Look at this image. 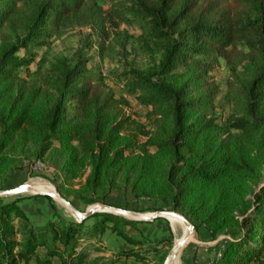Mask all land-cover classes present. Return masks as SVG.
Returning <instances> with one entry per match:
<instances>
[{
  "label": "trees",
  "instance_id": "1",
  "mask_svg": "<svg viewBox=\"0 0 264 264\" xmlns=\"http://www.w3.org/2000/svg\"><path fill=\"white\" fill-rule=\"evenodd\" d=\"M111 2V11L98 19L91 0H0V25L15 35L18 31L27 35L11 48L5 42L0 46L2 189L20 170L21 158L40 161L51 154L63 182L74 189L73 195L86 199L87 205L101 202L112 206L106 200L120 186L135 198L154 200L162 208L182 213L193 224L196 221L209 227L213 239L227 229H237L215 264H262L264 0ZM105 23L114 28L137 23L143 31L139 38L142 49L161 57L151 70L130 69L123 80L128 92L152 109L149 130L135 125L112 98L92 87L95 77L86 70L88 59L79 60L72 69L57 71L59 97L52 107L22 101L21 97L13 100L12 74L24 63L16 55L41 38L49 24L62 31L92 26L97 29L101 42L96 44L102 50V39L108 36ZM240 46L246 53L234 65L231 57ZM215 58L231 63L235 78L239 77V66L248 76L239 84L230 82L228 87V97L237 108L228 127L237 133L232 142H217L211 136L219 125L203 111L216 89L209 83L196 84L198 91L202 87L210 91H204L202 97L191 96L192 81L208 75L210 60ZM179 66L192 74L182 84L173 80ZM141 137L146 141L141 142ZM71 193L60 192L79 209L69 198ZM39 199L51 204L47 216L29 207L30 200ZM93 219L101 221L88 227ZM109 222L114 225L108 227ZM136 224L101 213L82 223L68 221L50 197L2 201L0 264H54L53 258L60 264H86V254L78 251L80 242L106 230L132 246L130 253L120 251L118 259L143 262L145 257L134 247H141L144 241L122 230ZM38 248L44 249V255Z\"/></svg>",
  "mask_w": 264,
  "mask_h": 264
},
{
  "label": "rangeland",
  "instance_id": "2",
  "mask_svg": "<svg viewBox=\"0 0 264 264\" xmlns=\"http://www.w3.org/2000/svg\"><path fill=\"white\" fill-rule=\"evenodd\" d=\"M91 1L98 11V19L106 16L114 5L111 0ZM105 30L108 36L106 39H102L104 46L101 50L100 46L96 44L101 42L96 34L97 29L95 30L92 26L75 27L62 31L58 30L53 24H49L41 38L35 39L30 48H21L16 55L24 63L17 67L12 74L13 100L21 97L22 101L28 100L33 101L37 105L52 107L59 97L56 80L57 71L65 67L72 69L78 64L79 60L88 59L86 70L95 77L91 81L92 87H96L104 97L112 98L117 103L121 113L129 117L135 125L143 126L145 131L149 130L153 122L152 109L143 106L138 99L134 98L128 92L123 80L125 72L130 69L143 72L151 70L155 65L159 64L161 57L147 53L142 49L139 38L143 31L137 23H121L118 28L112 27L110 23H105ZM26 37L27 35L23 31H18L15 35L6 28V25H0V46L2 42H5L6 46L11 48L14 45H18V40H25ZM91 43H94V45H91ZM244 53L246 51L240 46L238 51L232 55L231 62L235 65ZM26 61L31 62L27 64ZM210 61L212 65L208 75L203 77L201 81H192L191 96L202 97L204 91H210L209 88L204 90L203 87L198 91L197 85L209 83L210 86L212 85L216 89L215 96L210 99L208 106L203 111L206 113L207 119L213 118L219 125V128L213 131L211 136L217 142L223 140L232 142L237 133L228 129V127L237 108L231 102L232 98L229 99L228 97V87L230 82L234 81V83L239 84L238 81L241 83L248 76L244 75L242 66L237 69L239 77L235 78L232 76V64L222 58H215ZM190 76H192L191 73H187L182 66H179L175 71L174 79L172 77L170 80L173 79L176 83L182 84ZM261 114L264 115V97L262 99ZM146 139V137H141L140 141L145 142ZM149 151L150 154L155 152L153 148H150ZM18 167L20 170L12 174L5 189H2L4 183H0V191L14 189L24 184H30L33 181H41L53 186L59 194L62 191L64 193L71 191L69 198L76 202L79 206L77 210L82 214H85L89 208L95 205H106L101 202L87 205L86 199H80L77 195H73L74 189L63 182L62 171L52 163L51 154L40 161L33 158H21ZM20 197L32 196L0 197V202L13 201ZM86 197L84 196L83 198ZM52 201L58 208L62 218L80 223L67 207L58 201ZM106 202L112 204L111 207L115 206L116 208L148 216L161 211H170V209L162 208L154 200L145 197L135 198L128 189L126 190L120 186L111 192ZM28 204L33 211L43 212L42 216H47L48 209L51 207L48 201L42 199L37 201L30 200ZM113 216L132 221L117 215ZM98 221L101 220H91L88 222V227H92ZM138 223L127 227V229L124 227L122 230L125 232L129 231L132 238L144 241V245L134 247V251L144 256L145 261L140 262L135 258L118 259L117 254L120 251L130 253L132 246L110 230H106L104 233L97 234L94 238H85L80 242L78 251L86 254V264H93L95 260V264H124L125 262L129 264H165L168 254L177 240V234L172 230L169 221L158 219L150 224ZM190 223L194 227L195 225L198 226V230L195 227L191 239H189L190 241L181 250V264H215V260L220 257L226 242L230 241L238 233L237 229H227L213 239L209 227L199 225L196 221H194L195 225L193 222ZM107 225L111 227L114 223L109 222ZM14 226L19 231L16 220L14 221ZM16 237L19 239L20 235L17 234ZM38 253L44 255V249L38 248ZM51 261L54 264H60L57 258H53ZM19 264L24 263L20 262ZM30 264H35V262ZM262 264H264V258Z\"/></svg>",
  "mask_w": 264,
  "mask_h": 264
},
{
  "label": "water",
  "instance_id": "3",
  "mask_svg": "<svg viewBox=\"0 0 264 264\" xmlns=\"http://www.w3.org/2000/svg\"><path fill=\"white\" fill-rule=\"evenodd\" d=\"M18 195H31V196H43L50 197L52 200L58 201L65 207H67L78 219L80 223L86 221L90 217L99 213H109L113 215H117L132 221L142 222V223H152L158 219H166L169 218L180 221L184 224L186 228L185 236L174 245L171 249L168 257L166 259L165 264H174L178 254L183 249L185 244L189 241L192 233L195 230V227L189 222V220L182 214L174 212V211H161L157 212L151 216L139 214L133 211L124 210L116 207H111L108 205H95L88 209L85 214L80 213L69 201L63 198L56 190L55 193H45L41 191L35 190L30 184H24L14 189H9L5 191H0V197H8V196H18Z\"/></svg>",
  "mask_w": 264,
  "mask_h": 264
},
{
  "label": "bare ground",
  "instance_id": "4",
  "mask_svg": "<svg viewBox=\"0 0 264 264\" xmlns=\"http://www.w3.org/2000/svg\"><path fill=\"white\" fill-rule=\"evenodd\" d=\"M30 185L37 191L45 192V193H55L56 190L53 186H51L48 183H44L41 181H33L30 183ZM172 230L174 231L175 234H177V240L176 243L181 241V239L185 236L186 234V228L183 223L180 221H177L175 219L169 218L168 219ZM191 239V237H190ZM190 241V240H189ZM181 251L177 256V259L174 264H181Z\"/></svg>",
  "mask_w": 264,
  "mask_h": 264
}]
</instances>
